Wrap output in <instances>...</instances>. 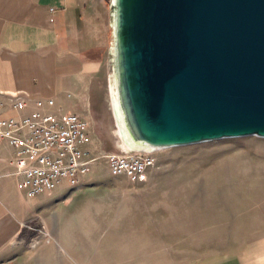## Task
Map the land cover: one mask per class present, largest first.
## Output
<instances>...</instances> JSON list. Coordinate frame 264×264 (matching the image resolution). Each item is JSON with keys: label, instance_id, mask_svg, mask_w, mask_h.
<instances>
[{"label": "rangeland", "instance_id": "obj_1", "mask_svg": "<svg viewBox=\"0 0 264 264\" xmlns=\"http://www.w3.org/2000/svg\"><path fill=\"white\" fill-rule=\"evenodd\" d=\"M89 113L88 133L101 135L91 155L120 154L107 93ZM152 155L142 182L112 175L99 159L75 188L25 195L18 255L4 264H264V139Z\"/></svg>", "mask_w": 264, "mask_h": 264}, {"label": "water", "instance_id": "obj_2", "mask_svg": "<svg viewBox=\"0 0 264 264\" xmlns=\"http://www.w3.org/2000/svg\"><path fill=\"white\" fill-rule=\"evenodd\" d=\"M110 11L133 141L264 139V0H110Z\"/></svg>", "mask_w": 264, "mask_h": 264}, {"label": "crops", "instance_id": "obj_3", "mask_svg": "<svg viewBox=\"0 0 264 264\" xmlns=\"http://www.w3.org/2000/svg\"><path fill=\"white\" fill-rule=\"evenodd\" d=\"M112 50L110 0H0V119L39 111L84 120L92 98L104 104L109 96ZM16 95L27 99L25 109L9 108ZM35 101L42 102L40 109ZM89 137L91 152V142H101V135ZM14 156V148L1 142L0 264L17 257L13 241L24 219L25 194L13 174Z\"/></svg>", "mask_w": 264, "mask_h": 264}, {"label": "built area", "instance_id": "obj_4", "mask_svg": "<svg viewBox=\"0 0 264 264\" xmlns=\"http://www.w3.org/2000/svg\"><path fill=\"white\" fill-rule=\"evenodd\" d=\"M113 74L109 80L108 89ZM9 108L22 110L27 99L13 96ZM36 108L42 107L35 101ZM2 106L0 105V108ZM15 150L11 161L19 187L28 198L55 192L62 186L75 188L90 172L94 162L104 159L112 175L132 181H145L155 164L154 150L123 151L120 154L92 156L87 124L76 114H51L39 111L22 118L0 119V143Z\"/></svg>", "mask_w": 264, "mask_h": 264}, {"label": "bare ground", "instance_id": "obj_5", "mask_svg": "<svg viewBox=\"0 0 264 264\" xmlns=\"http://www.w3.org/2000/svg\"><path fill=\"white\" fill-rule=\"evenodd\" d=\"M116 85H117L116 80L114 81L111 80L109 86V90H110L109 101L112 109V114L117 126V130L115 131V134L117 136V139L118 140L120 139L119 140L120 148L126 152L133 150H143V151L154 150V149L158 150L157 148H153L147 145H142L132 140L124 121V116L120 107Z\"/></svg>", "mask_w": 264, "mask_h": 264}]
</instances>
